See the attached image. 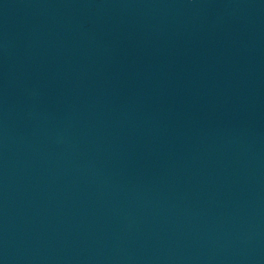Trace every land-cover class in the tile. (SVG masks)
Listing matches in <instances>:
<instances>
[{
    "label": "water",
    "instance_id": "water-1",
    "mask_svg": "<svg viewBox=\"0 0 264 264\" xmlns=\"http://www.w3.org/2000/svg\"><path fill=\"white\" fill-rule=\"evenodd\" d=\"M0 264H264V0H0Z\"/></svg>",
    "mask_w": 264,
    "mask_h": 264
}]
</instances>
